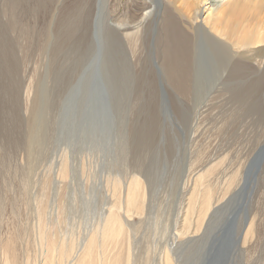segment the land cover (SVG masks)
<instances>
[{
  "label": "rangeland",
  "instance_id": "obj_1",
  "mask_svg": "<svg viewBox=\"0 0 264 264\" xmlns=\"http://www.w3.org/2000/svg\"><path fill=\"white\" fill-rule=\"evenodd\" d=\"M12 1L0 0V25H2L0 26V239L6 241L11 238V241H13L17 235H20L21 239H19V241L22 243V249L20 250L22 261L26 264L27 260H30L28 263L31 262L32 264H35L34 262L37 261V257H40V252L37 246H35L37 244L36 207L38 201L43 198L45 203V219L48 223L47 228H49V231L53 230L52 233L56 237V240L60 241L64 239L66 242L73 241L75 242L74 244H76L75 246H78L77 244L82 242L81 240L84 238L85 231L88 225L90 226L92 219L94 220V218H97L100 209L102 207L105 208L106 203H108V199L105 203L103 202V198L104 196L106 197L107 194L105 190L106 184L110 182V179L112 180L114 178H120V181H124L126 179V169L137 165L136 169L143 170L142 173L148 184L149 195L147 196V207L145 206V211L143 212L145 215L141 216L142 219H136V221L141 222L136 223L135 237L138 243L134 249L138 257L137 264H152V253L148 252L146 249L150 247L154 235L156 234V238H170L175 229H180V227H182V223L179 224V226L176 222H179L180 207L184 200L181 192L180 179L185 173V169L189 170L190 165L188 160H193L195 158L193 154L195 152H197L195 153L196 157L199 155L201 160H203L202 157L205 158L204 160H206V158L208 159V155H215L220 158L224 154L227 155V153H229L228 158L232 159V162L236 163L237 161L241 163L245 159L244 157L247 158L250 153H253L254 150L264 142V133L262 132L264 131V124H262L264 123V118L262 119V117H264V95L262 97H257L258 99L256 97H248L245 100L235 99V97H230V99L226 98L227 96H223L222 98L225 97L224 99H217L220 103L217 101L215 102L216 99H212L214 102L209 100L207 104H209L210 101L212 102L210 103V111L212 113L208 110V112L199 116V123L202 125H200L202 130L199 131V135L202 137V140L198 135L199 137H195L197 139H195L196 141H193L194 143L190 142L188 138L191 129L190 121L193 119V113L195 112L194 107L198 104H195V102H198L197 100L188 101L183 99L179 100L180 98L176 97H168L162 90H160L158 99L148 97H133L132 99V97H127L116 100L107 98L106 90H103L105 89V85L102 81L103 72L100 66L101 57L103 56L102 50L104 49L102 45L103 42L98 38V34L94 33V37L91 36V38H93L91 39V43L89 42V49L92 50V53L90 50L87 51V54L90 55L89 57L85 54L86 52L80 50L82 45L81 47L76 45L73 49L75 54L74 52L71 54L68 53L67 45L64 46L63 44H60L64 58L60 53L61 58L58 59V54L61 51L53 48L55 45H58L56 42L59 39V37L57 38L59 34L57 35V32H53V27L58 20L56 19L55 14L58 0H55L56 2L54 0H46L47 2L45 0H40L41 3L45 1L44 5L46 7L41 3L39 4V0H34L37 3L34 1L31 2V0H23L24 2L22 0H16L19 2L14 1V5H16L13 7ZM29 2L32 3V5ZM52 2L57 4L55 5ZM33 3H35L37 7L41 6V8L39 7V9L36 6L33 7ZM50 4L52 6H49ZM24 5L29 8H25ZM47 6L50 8L52 7V12L54 11L52 14L51 11H49L51 9ZM53 6H55V10L53 9ZM13 8L16 9L13 10ZM46 8L48 9L47 12L50 13L45 11ZM58 8L61 9L62 5L60 4ZM25 9L28 10V15L31 9L33 10L32 12L38 14L32 13L34 16L30 14L29 18H27L25 17L28 16L25 13L26 11L21 12ZM41 9L43 10L41 11ZM12 12H14V16ZM45 12L47 13L46 15ZM42 14H44L43 18H41ZM22 15L25 16L21 19ZM31 15L33 16V19ZM51 16L52 19L50 20ZM35 18H37L38 22ZM23 20H26L27 23ZM39 21L42 22L40 23ZM51 21H53L52 24H50ZM54 22L56 23L53 24ZM48 25H51L49 26L50 32L48 30L49 27H47ZM64 31L65 29L62 32ZM47 32L49 35L52 33L51 36L47 35ZM27 35L29 36L27 37ZM27 38L30 41H28ZM26 42H28L27 45ZM58 43L60 42L58 41ZM21 45H24V47ZM24 48H26L27 51L24 50ZM62 48L65 51L67 50L66 53L68 54L64 53ZM76 49L77 51H80L77 52ZM24 51L26 54H24ZM79 52H83V55ZM53 53L56 54L57 59ZM67 55H69L68 58ZM75 55L77 60L74 59L78 62L80 61V63L76 62L78 64H76L77 67L75 70H78V72L75 70L74 72H70V70H73L75 67V62H73L75 60L72 59ZM70 57L72 61H69L71 60ZM60 60L61 62H59ZM13 62L15 63L13 64ZM22 62H24V64ZM62 62L64 63L63 65H61ZM65 62L67 64L70 62L71 64L67 65ZM80 64L82 65L80 66ZM35 69H37V72L34 71ZM82 69L85 70L83 71ZM203 69L204 68H201V72ZM206 70L208 74V68H206ZM58 71L60 73L59 75H57ZM70 74L71 76H69ZM202 74L203 76L206 75L204 78H210L209 75L203 72ZM31 75H34V77ZM38 77L41 79V82ZM66 77L67 79H65ZM81 78H87V84H89V87L86 85V92L81 93L82 97L84 96L83 99L88 97L85 100L78 96L80 95L78 88H80L79 86L82 84ZM36 80H38L39 83ZM28 81L31 83H28ZM34 82L37 83L34 84ZM41 83L43 86H41ZM52 83L54 86H52ZM76 83L78 84V87L76 86ZM30 84H32L33 87ZM38 84H40V86ZM28 85L31 86L32 93L35 94V92H38L36 96L38 99H34L35 96H33V94L31 101L28 104V110H26L23 103V93ZM34 86L36 89H34ZM262 88L264 92V85ZM83 90L84 88L82 87V91ZM39 91H41V93ZM42 93H44V95ZM251 98L252 101H250ZM259 99L261 103L260 101H257ZM185 101H188V104ZM227 101L228 105H226ZM245 101H249L247 102V105H243V102L245 103ZM221 102L226 104L223 105ZM250 103L254 108L249 107L250 105L248 106ZM83 104L86 105L84 106ZM217 104L219 106L221 104L222 109L219 108ZM211 105H214V107ZM244 106L247 107L245 108ZM259 106L262 109L258 108ZM230 107H232V111L230 110ZM234 107L235 109H238L235 110ZM257 108L260 112L258 111V115L256 114L255 116ZM253 109H255V111ZM248 110L251 111L250 114L246 113ZM242 111L243 115L245 111L246 116H242ZM208 113L213 116H208ZM251 114H254L255 117L253 115L251 116ZM73 115L74 117H72ZM230 115L231 117L234 116L230 118ZM237 115H240V117H236ZM186 116L188 117L186 118ZM259 116H262L261 119H259ZM256 117L259 121H257ZM225 118L230 121L225 120ZM234 118L237 120L239 118V120H241L240 122L239 120H235L240 125L234 122ZM242 121H244V123ZM217 122H219L220 125ZM254 122L257 123V126H254ZM232 124H234V127ZM96 128H98V130H96ZM236 129L239 130L237 131ZM252 131H254V133H252ZM202 132H204V135H201ZM225 137L228 138V141ZM207 139L210 140L208 141ZM203 140H205L204 143ZM234 143L236 144L233 145ZM198 148H200L198 151L201 150L199 154L197 151ZM223 148L226 150L224 151ZM97 157H100L101 159H99L100 169L97 170L98 167L96 164L94 165L93 172L88 174V160H91L92 162L93 159L95 161H93V163H96ZM63 159L67 163L68 177L66 176L67 178L61 179L59 168L61 167ZM261 159L263 162L261 161L258 168L256 166L257 172L255 177L251 174L249 181L252 182L250 185L246 186L243 195H239L233 213L239 220L238 222L244 219L246 213L249 214L250 217L254 214L258 216L257 219H259L260 222H258L259 227L257 226L258 234H256V239L250 244L249 249H241L240 241L238 246L235 245L234 242H230L234 239V233L238 230L237 227H240L238 225H233V228L235 229L234 231L233 228L231 229V224L230 229L227 228V230H232L230 241L227 243L228 245H225L224 250L217 256L218 264H264V155ZM261 159L259 158V162ZM234 163H232V166H235ZM83 165L84 169L82 171ZM237 166L238 163H236V167ZM47 177H51L52 184L50 190H47L46 192V189L44 190L42 187L44 179H47ZM47 198L49 199L47 200ZM102 202L104 206L102 205ZM213 225L214 224H211L210 228L204 233V239H201L198 242L199 244H204L208 239L213 242L215 246L209 250L212 254H214V250L219 243L218 239L222 234V229L225 227L224 225H221L220 228L216 227L214 229ZM58 238L61 239L59 240ZM187 245L188 244H186L185 247ZM17 246L19 252V244ZM184 250L181 249V252ZM29 251L30 253L28 254ZM196 252L197 251H188L182 256L183 263L189 264L190 258L195 256ZM33 257L36 261H34Z\"/></svg>",
  "mask_w": 264,
  "mask_h": 264
},
{
  "label": "bare ground",
  "instance_id": "obj_2",
  "mask_svg": "<svg viewBox=\"0 0 264 264\" xmlns=\"http://www.w3.org/2000/svg\"><path fill=\"white\" fill-rule=\"evenodd\" d=\"M14 1L16 0L12 1L13 7L16 5V4L14 5ZM33 1L34 0H31V2ZM45 1L41 3V1L39 0V4L41 3L42 5H44ZM35 3H33L34 4L33 7L36 6ZM52 3L55 5L58 3V6L60 4L62 5L61 9L58 8V6L56 8L55 6H53V9L54 8L56 9L54 10L56 12L55 13L56 19L58 20L57 23L56 22L53 23L56 24L55 26L53 25L54 27L53 26L52 27L54 28L53 32L55 31L57 32V35L59 34L57 38L59 37L58 41L60 42V43H58V41L56 42L58 45H55V47H53L54 49L61 51L60 44H63L64 46L67 45L68 53L72 54L74 52L73 49L74 47H76V45H79V47H81L82 45L81 49L80 48L79 49L86 52L85 54H87V51L90 50L89 42L91 43V39L94 37L93 36L94 33L98 34V38H100V40L103 42L102 45L104 50H102L103 56L101 57L100 66L103 72L102 81L105 85L104 87L105 89L103 90H106L107 98L116 99V100L119 98H127V97H132V99L133 97H144V98L148 97V98L158 99V96L160 95V90H162L168 97L180 98L179 100L183 99L188 101L189 100L198 101L195 102V104L198 103L196 107L192 105L195 108L194 109L195 112L193 113L194 114L192 117L193 119L191 118L192 121H190L191 129L188 137L190 142L196 141L195 139L197 138L195 137L200 136L199 131L202 130V128L200 127L201 123H199V116L205 112H208V110L209 111L211 110L210 103L214 102L215 99L216 102L218 98L224 99L225 97L224 98L222 97L227 96L226 98L235 97V99L237 98L239 100H243V99L245 100L248 97L257 98L259 96L262 97L264 95L262 88V86L264 85V0H58L57 3L54 2ZM30 4L32 5V3ZM24 6L25 8H29L26 5ZM49 6L52 5L50 4ZM39 7L41 8V6ZM14 9L16 8H13V10ZM42 10L43 9H41V11ZM27 11L28 10L25 9L24 11L21 12H25L28 15ZM32 11H33L32 9L29 11V15L32 13H36ZM45 11L47 12L48 9L46 8ZM49 11H51V14L54 12V11L52 12V9ZM46 12L45 15L47 13H50V12L47 13ZM12 14L14 16V12H12ZM29 15L28 16L22 15L21 19L23 18V16L29 18ZM41 16H42L41 18H43L44 14H42ZM52 16L50 20L52 19ZM35 19L37 20V18ZM26 20L23 21L26 22ZM52 22L53 21H51L50 24H52ZM49 26L51 25H48L47 27ZM64 29L65 31L62 32ZM48 30L50 32V27L48 28ZM22 31L24 32L23 29ZM51 34L52 33H50L49 35L48 33L47 35L51 36ZM28 36L29 35H27V37ZM91 36L93 37L91 38ZM27 43L28 42H26V45ZM21 46L24 47V45ZM24 50H26V48H24ZM62 50L64 49L62 48ZM67 50L66 51L64 50V53H66ZM90 51L92 53V50ZM60 53L61 56H63V51L59 52L58 59L61 58ZM79 53L83 55V52H79ZM24 54H26V52ZM54 55L56 56V54ZM87 55L88 57L90 56L89 54ZM68 57L69 55H67V58ZM74 58L76 59V55L75 57H72L73 60H75ZM72 59L69 61H72ZM76 60L73 61L75 62L74 63L75 67L73 70L69 69L70 72L71 71L74 72L75 68L77 67L76 64L80 63V61L78 62ZM59 62H61V60ZM14 63L15 62H13V64ZM22 63L24 64V62ZM63 64L64 63L62 62L61 65ZM69 64L71 63L69 62ZM81 65L82 64H80V66ZM201 68H204L202 72L205 74H207L206 68H208L209 72L207 75H209L210 78L208 77L204 78L206 77V75L203 76L201 72ZM34 71L37 72V69H35ZM75 71L78 72V70ZM59 74L60 73L58 71L57 75ZM69 76H71V74ZM32 77H34V75ZM87 78L84 79L81 78L82 84L79 86L80 88H78L80 94L78 96L79 98L81 97V99L84 98V96L82 97L81 93L86 92L85 91L86 85L89 87V84H87L88 83ZM38 79L40 78L38 77ZM65 79H67V77ZM29 81L28 83H31ZM36 81L39 83V81L41 82V79L39 81L38 80ZM36 83L34 82V84ZM38 85L40 86V84ZM77 85L78 84L76 83V86ZM41 86H43L42 83ZM52 86H54L53 83ZM30 87L31 86L29 85L26 86L25 92L23 93L24 95L23 103L26 110H28V104L31 101L32 95L34 94L32 93L31 90L32 88ZM82 87L84 88L83 91H82ZM34 89H36L35 86ZM39 92L41 93V91ZM37 94L38 92L37 93L35 92V94L33 95L35 96L34 99L37 98L36 97ZM42 94L44 95V93ZM87 98L88 97H86L85 99ZM252 98L250 101H252ZM209 100H211L212 102L210 101L209 104H207ZM257 101H260V99ZM247 102L246 101L245 103L243 102V105L244 104L247 105ZM226 103L221 102V104L223 105L224 104L228 105V101ZM221 104L220 106L217 104L219 108H221ZM83 105L85 106L86 104ZM251 105H252L251 103L248 104L249 107H252ZM260 106L258 108L262 109ZM212 107H214V105ZM231 108L232 107H230V110ZM258 108L256 111L257 113H255V116L256 114L258 115V113L260 112ZM253 110L255 111V109ZM248 111L246 113L250 114L251 111L249 112ZM210 113L212 112L210 111ZM246 113L244 111L245 116ZM209 115L211 116L212 114L208 113V116ZM231 115L229 116L230 118L234 116L233 115L231 117ZM244 115L242 111V116ZM252 115L254 116V114H251V116ZM72 117H74V115ZM187 117L188 116H186V118ZM236 117H240V115L239 116L237 115ZM261 117L259 119H261ZM226 118L225 120H228ZM235 118H234V122L237 123L236 121H238L239 118L238 120ZM263 118L264 117H262V119ZM259 119L257 118V121H259ZM240 121L241 120H239V122ZM244 121L242 122L244 123ZM217 123L219 124V122ZM232 125L234 127V124ZM254 126H257V123H255ZM216 128L218 129L217 126ZM96 130H98V128H96ZM262 132L264 133V131ZM252 133H254V131H252ZM201 135H204V132H202ZM200 138L202 140L201 136ZM228 138H226L227 141ZM207 140L209 141L210 139ZM204 141L205 140H203V143ZM235 144L236 143H234L233 145ZM199 149L200 148H198L197 151ZM223 150L225 151L226 149L223 148ZM200 151H198V154L200 153ZM195 153H193L195 158L193 160H188V163L190 165L189 170L185 169V173L182 175V178L180 179L181 192L184 200L182 201L180 207V218H178L179 222H176V224L179 225L182 223V227H180V229H175L174 233L171 235L170 238H165V239L156 238L155 237L156 234L154 235L150 247L148 249L145 248L148 252L152 253V257H153L152 264H186L183 263L182 256H184L188 251L189 252L197 251L195 256H192V258H190L189 264H218L217 256L221 251L224 250L225 245H228L227 243L230 241L232 230L228 231L227 228L229 227L230 229L231 224H232L231 229L233 228V225L240 226L237 227L238 228L237 232L233 228L235 231L234 239L230 242H234V244L238 246V243L240 241L241 249H249L250 244H252V242L256 239V234H258L257 226H258V222H260L259 219H257L258 216L254 214L253 216L250 217V215L246 213L244 219L238 222L239 220L235 217L233 213L235 211V205L239 195H243L246 186L250 185L252 182L249 181L251 178V174L253 177H255L256 175L257 172L256 170L258 168V165L262 161L261 159L262 156L264 155V142H262V144L256 150H254L253 153H250V155H248L247 158L244 157L245 159L241 163L236 161V163H238L237 167H236V163L232 162L233 160L228 158L229 153H227V155L222 154L223 156L221 155L222 157L220 158L215 155H211V156L208 155L209 158L208 159L206 158V160H204L205 158L203 157H202L203 160H201V157L199 155L196 157ZM100 157L96 158L97 159L96 163H93L94 161L92 159L93 157L91 158L92 162L91 160H88V172H87L88 174H91L93 172L94 165L96 164L98 167L97 170L100 169L99 168ZM259 158L261 159L260 162H259ZM232 163L235 164V166L233 165L234 167L232 166ZM66 164H67L66 161L63 159L61 163V167L59 168L60 169L59 174L61 179L68 177ZM136 166L137 165L133 167H128L126 169V176H125L126 179L124 181H120V178L119 179L117 178L118 180L114 178L112 180L110 179V182L106 184L105 190L107 194L106 197L104 196L103 202L105 203V201L108 199V203H106L107 206L105 205V208L102 207L100 209L97 218H94V220L92 219L90 226L88 225L85 231L84 238L81 240L82 242L77 244L78 246H75L76 244H74L75 242L73 241L66 242L64 239L60 240L61 238L60 239L58 238L60 241L56 240V237L52 233L53 230L49 231V228H47L48 223L46 222L45 219V208H44L45 203L43 201V198H41L42 200L38 201V205L36 207L37 208L36 209L37 244L35 245L37 246L40 252L39 253L40 257L39 256H38L39 258L37 257L36 259L37 261L33 257L34 261H36L33 262L35 264H137L138 257L134 249L136 248V245L138 243L135 237V228H136V223L138 222L136 221V219L141 218L142 215H145V213L143 212L145 211L144 209L147 202V196L149 194H148V184L145 176L142 173L143 170L141 171V169H136ZM83 169H84V165L82 171ZM50 178L51 177H47V179L45 178L43 182L42 188L44 190L46 189V192L47 190H50L52 184V179ZM48 199L49 198H47V200ZM103 202L102 205L104 206ZM140 222L141 221H139L138 223ZM211 224H214L213 225L214 229L216 227L220 228L221 225L225 226L222 229V234L218 239L219 243L217 244V247L214 250V254H212L209 250L212 249L213 246H215V244L211 242L209 239L204 244L198 243L201 239H204V233L208 228H210ZM19 239H21L20 235H17L13 241H11V238H9L6 241H2L3 239H0V264H25L22 261V257H21L20 250L22 249L21 247L22 243L19 241ZM18 244H19V252L17 246ZM186 244L188 245L185 247ZM181 249H183L184 251L181 252ZM29 253L30 251L28 252V254ZM28 261L30 260H27L26 264L28 263ZM28 264H32V263L29 262Z\"/></svg>",
  "mask_w": 264,
  "mask_h": 264
},
{
  "label": "water",
  "instance_id": "obj_3",
  "mask_svg": "<svg viewBox=\"0 0 264 264\" xmlns=\"http://www.w3.org/2000/svg\"><path fill=\"white\" fill-rule=\"evenodd\" d=\"M229 228V227H228ZM229 231V230H228Z\"/></svg>",
  "mask_w": 264,
  "mask_h": 264
}]
</instances>
